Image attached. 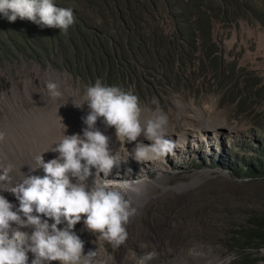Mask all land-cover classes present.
<instances>
[{"label":"rangeland","instance_id":"obj_1","mask_svg":"<svg viewBox=\"0 0 264 264\" xmlns=\"http://www.w3.org/2000/svg\"><path fill=\"white\" fill-rule=\"evenodd\" d=\"M158 17L163 20L156 41L164 42L166 38L165 42H176L167 15ZM2 28L0 23V33L6 39ZM212 38L222 60L220 67L232 75L233 66V77L239 78L237 85L230 83L221 91L211 67L200 61L203 57L199 52H188L172 61L170 67L152 70L146 68L162 61L159 56L133 63L128 51L107 52L114 56L116 66L115 71L105 72L101 66L111 63L104 64L97 52L78 49L72 56L43 53L36 57L2 42L0 132L5 133V140L0 142V167L11 165L12 178L19 176L20 180L27 175L26 165L34 164L37 155L43 154L46 159L51 151L47 141H60L58 135L64 128L61 124L54 128L47 113L54 109L72 112L76 108L73 100L83 103L86 88L97 79L106 86L131 90L141 108L161 110L174 126L172 153L145 166L136 160L140 172L128 174L147 182L146 190L157 197L143 208L130 203L137 214L125 226L126 242L113 248L107 241L98 240L95 233L89 232V241L80 237L85 241V254L97 250L96 264H139L140 257L152 251L157 256L148 264H233L234 253L223 246L231 238L229 231L247 225L252 213L264 210V175L250 174L258 170L259 154H264V89L257 97L244 92L247 101L236 96L256 78L261 81L254 89L264 87V26L257 21L227 27L215 23ZM49 81L59 85L60 98L49 96ZM87 106L85 103L81 108ZM44 113L46 118L41 119ZM197 114L216 127L183 136L184 131L198 127ZM46 129H50L49 134ZM195 174L200 175L192 182ZM160 178L168 186L164 194L148 183ZM181 182L194 186L175 190ZM121 191L128 200L126 191ZM261 250L264 248L258 250V257L264 256Z\"/></svg>","mask_w":264,"mask_h":264},{"label":"clouds","instance_id":"obj_2","mask_svg":"<svg viewBox=\"0 0 264 264\" xmlns=\"http://www.w3.org/2000/svg\"><path fill=\"white\" fill-rule=\"evenodd\" d=\"M0 14L12 23L19 18L63 32L75 23L73 10L56 6L54 0H0ZM46 88L52 98L62 95L56 82L49 81ZM82 100L81 104L73 103L78 108L87 103L90 109L83 118L87 125L83 135H64L51 149L59 155L47 162L43 154L37 155L34 165L30 164L31 172L42 169V176L24 174L14 185L12 166L0 167V190L11 192L19 201L17 208L0 195V264H28L29 253L34 256L31 264H96L97 250L85 254L84 242L74 231L82 220L90 232L98 235V240L107 241L113 248L126 242L125 226L137 210L121 191L127 184L109 179L120 160L109 147V137L97 128L100 118L106 126L115 128L122 147L136 142L127 154L139 162L172 153L175 145L166 138L167 115L157 110L142 123L140 101L131 90L106 86L97 79L86 88ZM141 135L153 143L138 142ZM4 140L5 133L0 132V142ZM93 169L95 179L89 189L87 181L93 176ZM62 224H66L63 229L59 227ZM14 225L30 227L32 231H20ZM156 256L155 251L145 253L139 264H148Z\"/></svg>","mask_w":264,"mask_h":264},{"label":"trees","instance_id":"obj_3","mask_svg":"<svg viewBox=\"0 0 264 264\" xmlns=\"http://www.w3.org/2000/svg\"><path fill=\"white\" fill-rule=\"evenodd\" d=\"M54 3L73 10L75 23L66 32L58 28H42L19 18L12 23L0 14V23L6 32V39L4 33H0V51L2 42L27 50L28 54L36 57L43 53L72 56L78 49L81 52L88 50L97 52L98 59L104 64L111 63L101 66L105 72L115 71L116 66L114 56L107 52L128 51L133 63L159 56L162 61L156 62L153 68L147 67V70L168 68L176 58L191 51L199 52L203 57L200 61L211 67L221 91L230 83L237 85L239 78L233 77V66L230 70L232 75H227V68L220 67L222 60L217 56L218 48L213 42V26L219 23L227 27L241 21H257L264 26V0H54ZM160 14L169 18L176 42H165L166 38L164 42L156 41L157 32L162 30ZM260 81L256 78L245 86L244 91L238 90L236 96L244 101L250 94L252 97L260 96L264 87L254 89ZM244 92L249 97H244ZM263 161L262 153L257 160L258 170H251V176L264 175ZM229 235L231 238L223 246L234 253L233 264H264V256L256 255L264 248V210L252 213L247 225L229 231Z\"/></svg>","mask_w":264,"mask_h":264},{"label":"bare ground","instance_id":"obj_4","mask_svg":"<svg viewBox=\"0 0 264 264\" xmlns=\"http://www.w3.org/2000/svg\"><path fill=\"white\" fill-rule=\"evenodd\" d=\"M44 95L45 94H43V97H44ZM44 98H42V100ZM54 99H57V98H54ZM76 99H77V97H76ZM159 111H161V110H159ZM89 112H90V109L87 106L84 109H82L81 107H79V108L76 107L70 113L69 112L68 113H62L61 111H58V110L54 109V110L50 111L47 114H49V116H50L49 119H51V121L53 122L54 128H56L60 124L62 126V129L64 128L63 129V133L58 135V138H60V140H61V138H63L64 135H71L70 132H72V131H73L74 134H80L82 136L83 135V129L87 127V125H85L84 122H83V118L86 117L89 114ZM156 112L157 111H154L151 108H144L143 107L142 108V114H141V122L143 123V122L147 121L148 119L152 118L153 115ZM40 118L41 119H45L46 118L45 113ZM195 118L198 120V127L195 130L193 129V131H189V132L184 131L182 133L183 136H188V134L189 135L190 134L193 135V134L197 133L199 130H205L207 128L210 129V128H215L216 127L215 123H207V122H205L204 119L202 118V116L200 117L198 114L195 116ZM36 120H38V119H36ZM65 127H66V130H65ZM173 127L174 126L170 123V120L168 119V137H166V138H168L170 140H171V137L174 135V128ZM42 128H44V126H42ZM97 128L100 131H102L106 136L109 137V147L113 151V154L118 153V155H119L120 163H119V165L117 167H115L113 169V172H112L111 176L109 177V179H113L117 184H127V187L123 188V190H125L126 193H127L126 195H127L128 201L130 203H133L135 206L141 205V207L143 208V206L147 205V203L150 202L152 198H155L157 196L150 195L149 191L146 190V188H147L146 186L148 185V184L146 185L147 182H143L141 180H135V178L130 177V175H128L131 172H133L134 174L137 173V172H140V169H141V168L139 169V165L137 164L136 159L134 158V155H129L128 156V154H127L128 151H129V153L132 152V149L135 147V143L136 142H133L131 144H127L126 146L122 147L121 144H120V141H119V139H118V137L116 135L115 128L106 126L105 123L103 122L102 118H100L97 121ZM50 129H46L47 131L45 130L47 132V134H49ZM15 136L16 135L14 134L13 135V139L16 142L17 137H15ZM47 139H49V136L47 137ZM17 142H18V140H17ZM138 142H143L146 145H151L153 143L152 141H149V140L145 139L143 135H141L138 138ZM19 143L17 144V148L20 146ZM47 143H46L47 145L46 144L45 145L48 148H50V150H51L54 146L56 147V144L58 143V141H56V143L47 141ZM14 151H16V150L14 149ZM17 152L20 153L19 150H17ZM58 155L59 154L57 152H53V151H49L48 150V153L46 154V157H45L46 158L45 161L47 162V161H49V160H51L53 158H56ZM26 161H29V159L26 158ZM152 161H154V160L140 162V163H142L141 164L142 166H145L146 163H150V162L152 163ZM155 161L157 162L158 159H155ZM32 165H34V164H32ZM26 167L27 168H26L25 171L27 172V175L28 174H36V175H41L42 176L44 174L42 169L36 171L35 173H32L30 164L26 165ZM204 173H208V172L204 171L203 174ZM199 175L198 174L193 175L192 182L196 178H198ZM101 176L103 177V173H101ZM16 177L13 178V183L14 184L20 182L19 176H18V179ZM94 179H95V169H93V176L90 177L88 179V181H87L89 189L93 186ZM162 179L163 178H160L158 180H153V181H150L148 183L151 184L150 186H152V187H154L156 189H159L164 194V193H166L165 191H168V186L162 181ZM73 182H76L75 179H73ZM189 186L193 187L194 185H193V183H190V184L187 185V183H184V182L182 183L181 182V183H178L175 186V190H184V189H187ZM0 195H3L9 202L13 203L17 208L19 207V201L16 199L15 195L12 194L11 192H9L7 190H2V192H0ZM150 203H152V202H150ZM149 209H150V207H149ZM13 210H15V208ZM43 218L47 219L46 217H43ZM49 222L52 223L54 221L50 220ZM65 226H66V224H62L59 227L61 229H63ZM14 228H16V229H18L20 231H24V232H31L32 231V229L30 227H22L20 225H14ZM74 231L80 237H84V239L86 241L88 240V238H89L88 235H89L90 231L85 227V225L83 223V220L75 226ZM28 255H29L28 264H31V261H32V259H34V256H33L32 253H29Z\"/></svg>","mask_w":264,"mask_h":264}]
</instances>
